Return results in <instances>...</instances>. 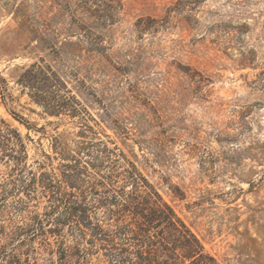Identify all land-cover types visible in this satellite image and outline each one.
I'll list each match as a JSON object with an SVG mask.
<instances>
[{"label":"rangeland","instance_id":"374dc122","mask_svg":"<svg viewBox=\"0 0 264 264\" xmlns=\"http://www.w3.org/2000/svg\"><path fill=\"white\" fill-rule=\"evenodd\" d=\"M92 2L0 0V197L60 216L30 180L38 162L65 181L66 158L109 142L217 264H264V0ZM76 21L93 26L98 48ZM33 64L53 73L39 103L20 83ZM58 230L72 245V223ZM47 235L55 254L44 258L58 264V237Z\"/></svg>","mask_w":264,"mask_h":264},{"label":"trees","instance_id":"16d2710c","mask_svg":"<svg viewBox=\"0 0 264 264\" xmlns=\"http://www.w3.org/2000/svg\"><path fill=\"white\" fill-rule=\"evenodd\" d=\"M78 1L82 8L89 3L88 9L97 7L93 0ZM73 27L83 33L80 36L93 49L101 44L93 37V26L85 27L76 21ZM44 69L33 64L20 79L24 87L34 92L37 103L42 99V82L49 78L42 76L46 71L53 75ZM46 110L51 115L65 112L63 105H48ZM84 127L95 135L93 127ZM86 143L88 147L66 158L71 163L64 166L73 169V176L64 175L65 181L58 179L54 169L41 171L45 165L40 162L41 170L31 173L30 180L40 182L44 194L62 205L64 213L60 216H52L56 207L52 214L41 216L29 211L23 199L9 202L0 197V264H51L52 260L44 258L55 254L47 234L58 237V264H93L90 256L100 250L104 251V258L97 264H217L119 148L109 149V142L101 140ZM98 154L106 165L93 166L81 158ZM45 159L51 157L45 154ZM66 222L72 223L73 244L63 246L58 228Z\"/></svg>","mask_w":264,"mask_h":264}]
</instances>
